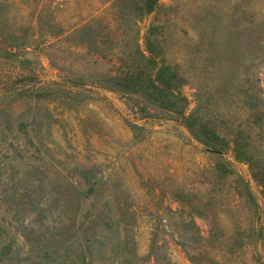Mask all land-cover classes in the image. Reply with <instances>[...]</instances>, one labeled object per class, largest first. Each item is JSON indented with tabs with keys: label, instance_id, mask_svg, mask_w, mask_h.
Segmentation results:
<instances>
[{
	"label": "rangeland",
	"instance_id": "rangeland-1",
	"mask_svg": "<svg viewBox=\"0 0 264 264\" xmlns=\"http://www.w3.org/2000/svg\"><path fill=\"white\" fill-rule=\"evenodd\" d=\"M157 1L136 22L132 0H0V246L11 234L14 244L21 241L18 229L28 221L13 210L40 183L47 202L58 197L53 215H64L74 182L85 189L82 220L105 201L116 210L131 202L136 256L122 264H264V189L249 163L230 149L205 148L140 97L101 85L114 59L72 30L91 18L99 26L124 14L136 22L143 46L150 24H160L168 61L214 85L221 132L241 129L263 157L264 130L251 121L244 91L256 88L264 114V0ZM119 32L109 35L121 38ZM194 85L182 88L188 110ZM94 166L91 175L101 183L89 192L80 168ZM83 264H116L109 243Z\"/></svg>",
	"mask_w": 264,
	"mask_h": 264
},
{
	"label": "trees",
	"instance_id": "trees-1",
	"mask_svg": "<svg viewBox=\"0 0 264 264\" xmlns=\"http://www.w3.org/2000/svg\"><path fill=\"white\" fill-rule=\"evenodd\" d=\"M132 2V10L137 16L136 22L158 5L157 0ZM124 16L120 14L99 26H95L91 18L72 29L79 33L80 42L93 48L99 55L114 59L113 72L99 77L101 85L123 95L140 97L154 111L167 114L183 124L209 150L220 153L230 149L236 158L249 163L253 178L264 189V154L263 157L255 155V149L249 147L241 129H236L232 136L221 132L223 118L216 114L211 103L214 85L208 80L204 84L198 83L201 79L194 76L195 69L168 61L164 55V37L162 32H158L160 24H150L142 46L139 43L136 22L131 23ZM101 21L99 18L97 22ZM119 29L122 30L119 33L123 34L121 38L109 35L112 30ZM60 33H65V30ZM190 81L195 83L192 99L194 106L188 110L190 99L182 88ZM244 94V104L250 110L251 121L264 130V114L258 103L256 88L249 86ZM151 114L157 116L156 112ZM223 166L222 162L217 164L219 170H223ZM94 169L95 166L80 168L89 192L101 183L91 175ZM114 185L117 186L116 183ZM68 187L70 196L66 201L70 204L63 212L64 215L61 212L53 215L52 208L59 203L58 197L47 202L49 197L46 195L45 183L37 186L34 196L26 197L27 202L17 204L13 215L20 217L25 214L28 223L18 229L20 242L14 244L17 235L11 234L0 246V257L9 255L8 264H83L94 253L101 255L107 243L116 264H122L124 260L130 261L136 256L135 243L129 229L135 225V213L130 209L131 202L126 200L124 206L116 210L111 209L105 201L103 207L95 212L90 211L82 220L78 208L84 186L70 182ZM244 187L246 197L252 199L251 190L247 185ZM191 236L195 237V233H191ZM21 243L27 244L25 250L21 249ZM183 246L187 247L184 243Z\"/></svg>",
	"mask_w": 264,
	"mask_h": 264
}]
</instances>
